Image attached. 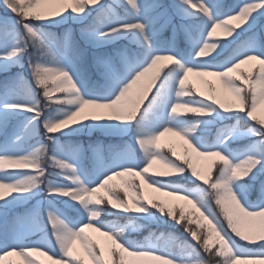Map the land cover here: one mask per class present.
I'll return each instance as SVG.
<instances>
[{
	"label": "snow or ice",
	"instance_id": "obj_1",
	"mask_svg": "<svg viewBox=\"0 0 264 264\" xmlns=\"http://www.w3.org/2000/svg\"><path fill=\"white\" fill-rule=\"evenodd\" d=\"M53 4L60 7L42 8ZM0 5V73L5 74L0 264L12 255L40 264L33 253L53 264H85L73 253L77 240L92 264H264V117L257 115L264 107V0H0ZM62 24L69 26L49 30ZM167 29L172 39L163 38ZM181 32L187 47L179 44ZM118 40L128 44L106 49ZM89 58L104 85L89 86ZM252 61L258 65L242 69ZM16 67L28 69L35 87L22 73L9 75ZM193 73L218 77L231 98L218 97L207 81L205 96L189 85ZM133 126L130 141L110 146V158L99 144L92 147L94 169L82 165L78 145L60 141L61 135L92 129L124 133ZM168 133L184 139L197 157L218 159L204 172L190 158L178 163L174 150L171 155L161 150V137ZM238 141L247 143L237 146ZM157 160L178 175H149ZM118 177L126 178L124 187L110 183ZM145 183L195 205L211 227L201 233L191 227L184 207L148 200ZM129 191L135 193L132 203ZM41 195L46 200L36 199ZM110 216L115 219L107 220ZM152 222L158 235L131 238ZM177 225L196 243L159 231ZM89 228L112 242L107 258L86 235Z\"/></svg>",
	"mask_w": 264,
	"mask_h": 264
},
{
	"label": "rangeland",
	"instance_id": "obj_2",
	"mask_svg": "<svg viewBox=\"0 0 264 264\" xmlns=\"http://www.w3.org/2000/svg\"><path fill=\"white\" fill-rule=\"evenodd\" d=\"M108 2L111 3L112 0H108ZM164 2L165 3H171V0H164ZM226 2L231 3L232 0H226ZM58 7H60V6L57 4L42 6V8H45L48 10H51L52 8L56 9ZM3 14H4V9H3L2 5H0V15H3ZM8 15L11 16L12 14L8 13ZM69 23H71V22H69ZM68 26H69L68 24L52 25V26H50L49 30H51L52 32L63 31V29L65 27H68ZM72 26L76 27V28L79 27V25H72ZM218 32H219V30H218ZM219 34L221 36L223 35L222 32H220ZM162 35H163V38L165 40L173 38V33H172L171 29H167L166 31L163 32ZM178 41H179V44L182 48L187 47V41L184 37L183 32L180 33ZM126 44H128L127 40H118L115 42V44L106 45L105 47H106V49L111 50L114 47H118L120 45H126ZM129 46L135 47L134 45H129ZM164 63H170V62L165 61ZM253 65H258V62L252 61L248 65H242L241 67H242V69L247 70L248 68L252 67ZM86 72H87V77H88L90 87H97V86L104 85L105 79H104L103 75L101 74L100 71L97 70L95 64L91 62L90 58H89V61L87 62V65H86ZM16 73H22L24 75V77L32 84V86L35 87V82H34V80H32V77H31V75H30V73L26 67L23 69H21L19 67L13 68L11 70V72L9 73V75H15ZM4 78H5V74L0 73V82H2L4 80ZM146 80H147V78H145V81ZM145 81H142L141 83L143 84ZM206 81L210 82L212 85L215 86L216 94L218 97H220L222 99L231 98V93L226 92L222 88L220 80L218 77H214V76H206V77L196 76V77H193L190 74L188 83H189V85H195L196 89H198L201 93H203L205 96H207L210 94V92H209L208 83H206ZM154 91H155V89L153 88L152 92H154ZM151 94L152 93L150 92L148 95V98L144 102L145 104L147 103L148 99L151 98ZM55 95H60V94H55ZM41 101L46 102V101H44L42 91H41ZM257 115L264 117V107L258 109ZM191 116H192V114H188L186 118H191ZM233 123H234V121H233ZM134 133H135V126H133L131 129H126V131L124 133H109V132H105V131L98 130V129H92V130L84 131V132H81V133L75 134V135H61L60 141L62 144L67 143V144L72 145V146L78 145L80 147L79 157H80L82 165H84L85 167H87L89 169H94L96 164H97V156L92 150L93 146L99 144L102 147L104 157L110 158V156H111V152L109 151L110 146L117 145L121 141H130L132 139V136ZM40 134H41V136H44L42 122H41ZM244 143H247V141H238L237 146H241ZM160 144H161V150L163 152L167 153L168 155H171V152H169V149H172L175 151L176 157H173V159H176L177 157L181 158L178 160V163H183L184 159L190 158L192 160V163L196 165L197 170L201 171V172H204L207 170V165H208V163H210L211 159H218V158L205 159L202 157H197L195 155V153L191 152L189 145L187 144V142L184 139H182L179 136L173 135L172 133H168L165 136L161 137ZM164 164H166L165 161L157 160L153 164V165H155V167L152 166V168L150 169L149 175H152L154 173H168V176L162 177V179H170L173 176L178 175V174L174 173L171 168L170 169H163ZM124 179H126V178H119L118 177V178H115L110 183L117 184L120 187H124ZM61 182H66V181H61ZM136 182L138 184L142 183L143 178L142 177H136ZM179 182L185 184L187 187H190V188H194L196 186V184H193L191 181L181 180ZM196 183H200V182L197 181ZM147 186L149 187V185L147 183H145L143 185V189H142V194L145 197H147V195H146ZM150 188L153 191V197L152 198L147 197L148 200H153V201L158 200L161 203H163L166 207H174L175 205H180V206L184 207L186 217L188 216V214H191V219L193 220V224L191 225V227L193 229H199V231L201 233H206L207 230L211 227L209 219H205V217L202 216L200 214V212L196 210L195 205L189 203L186 200H182L181 197H177L176 199L175 198L169 199L168 197L164 196V194L166 195L165 191H157L153 187H150ZM159 193H163V194L160 195ZM120 195L123 196V193H120ZM134 195H135L134 192L129 191V195L127 197L129 202H130V200L133 199ZM251 198L255 199V194ZM36 199L46 200V197L44 195H41V196L37 197ZM34 203H35V200L29 201L28 206L30 207ZM57 203H59V202H57ZM23 210H24L23 206L18 209V211H20V212H23ZM44 216H45V221H46V211L44 213ZM110 217H108V218L110 219ZM185 223H187V220L185 221ZM254 223H255L257 229H259L260 218H256ZM155 227H157L155 222L148 224V226L146 228L140 230L139 232H135L136 234H138V236H134L133 239L143 240L145 237H147L150 234V232H157V235H158L159 232L157 231V229ZM47 228H48L49 235H51V225L48 224ZM174 228H184V227L182 225L181 226L177 225ZM159 231H163V230L159 229ZM135 233H133V235H136ZM86 235L92 241L99 244V241L97 240V238L94 234L86 232ZM188 237H189V241L192 244L196 243L190 235ZM79 244L81 245V241L77 240L73 246L74 255L82 258L85 261V264H92L91 258L87 255V253L84 254L80 251ZM197 247H199V245H197ZM214 251H215V248H213V252ZM177 254H179V253H177ZM125 255H127V254H125ZM33 256L35 259H37L40 262V264H53V261L50 260L49 258H47V256L43 255L44 256L43 257L42 254H39V253H33ZM205 256H207L206 253H205ZM88 258L90 259L91 263H89ZM5 264H25V262H24L22 257H20L18 255H12V256L6 257ZM149 264H159V262L151 261V262H149Z\"/></svg>",
	"mask_w": 264,
	"mask_h": 264
},
{
	"label": "bare ground",
	"instance_id": "obj_3",
	"mask_svg": "<svg viewBox=\"0 0 264 264\" xmlns=\"http://www.w3.org/2000/svg\"><path fill=\"white\" fill-rule=\"evenodd\" d=\"M51 10H55L54 8H52ZM193 77H196L197 75L196 74H191ZM173 134V133H172ZM174 135V134H173ZM172 137V136H171ZM162 161V160H161ZM153 167H155V165H153ZM163 169H170V167H168L166 164H164V166H163ZM147 191H146V195H147V197H150V198H152L153 197V191H152V189L150 188V187H148L147 186ZM160 195H162L163 193H159ZM164 196H166V197H168L169 199H176L177 198V196H171V195H168V194H164ZM182 200H184V199H182ZM130 203H132V200H130ZM86 232H89V233H92V234H94L95 236H96V238H97V240L99 241V244L101 245V247H103L104 249H105V256L106 257H108V255H109V248H110V246H111V244H112V242L109 240V238L108 237H106V236H104V235H102L100 232H97V231H95L94 229H91V228H89V229H86ZM79 249H80V251L82 252V253H84V254H86V251H85V249H84V246H83V244H82V242H81V245L79 244ZM40 254V253H39ZM43 256V255H42ZM44 257V256H43ZM48 258V257H47ZM88 261H89V263H91V261H90V259L88 258Z\"/></svg>",
	"mask_w": 264,
	"mask_h": 264
},
{
	"label": "trees",
	"instance_id": "obj_4",
	"mask_svg": "<svg viewBox=\"0 0 264 264\" xmlns=\"http://www.w3.org/2000/svg\"><path fill=\"white\" fill-rule=\"evenodd\" d=\"M213 206L215 207L214 203H213ZM113 219H115V217H110V219L107 218V220H113ZM180 226H181V225H180ZM155 228L157 229V227H155ZM160 229H162L163 231L171 232V233H173L177 238H179L180 240L187 241L188 243H191V242L189 241V237H188V236H189V233L186 232V231L184 230V228H160ZM135 234H136V233H135ZM134 236H138V234H136V235H132V238H133ZM175 251H176L177 253H179V252H180V249H179V248H176Z\"/></svg>",
	"mask_w": 264,
	"mask_h": 264
}]
</instances>
